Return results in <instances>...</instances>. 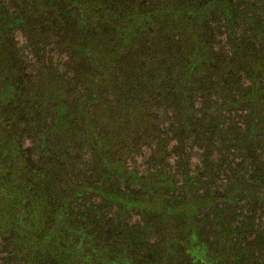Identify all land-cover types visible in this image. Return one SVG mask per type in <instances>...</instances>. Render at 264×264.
I'll return each mask as SVG.
<instances>
[{"label": "trees", "instance_id": "trees-1", "mask_svg": "<svg viewBox=\"0 0 264 264\" xmlns=\"http://www.w3.org/2000/svg\"><path fill=\"white\" fill-rule=\"evenodd\" d=\"M5 240L0 264H264V0L0 2Z\"/></svg>", "mask_w": 264, "mask_h": 264}, {"label": "rangeland", "instance_id": "rangeland-1", "mask_svg": "<svg viewBox=\"0 0 264 264\" xmlns=\"http://www.w3.org/2000/svg\"><path fill=\"white\" fill-rule=\"evenodd\" d=\"M5 1H7V0H0V2H5ZM22 38L23 37H21L19 34H18V36H16L17 45L18 46L25 45L27 47L26 48L27 49L26 52L29 55L27 59L32 60V55L34 54V51L30 50L31 47L29 49V46H28L29 44L25 43V41H23ZM120 144H121V142L117 138H113L112 140L109 141L108 150L113 152V153H115L116 151L122 152L124 147L120 146ZM24 146H26V145H24ZM94 204H96V203H94ZM124 216H126L125 219L127 220V222L129 224L140 225L139 221H140V216L141 215L137 211L128 212L127 214H124ZM8 242H9L8 240L3 241L2 243L0 242V248L6 247L8 245Z\"/></svg>", "mask_w": 264, "mask_h": 264}]
</instances>
